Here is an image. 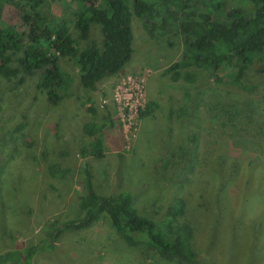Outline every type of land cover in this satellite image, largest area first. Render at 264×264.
Listing matches in <instances>:
<instances>
[{
	"label": "rangeland",
	"instance_id": "1",
	"mask_svg": "<svg viewBox=\"0 0 264 264\" xmlns=\"http://www.w3.org/2000/svg\"><path fill=\"white\" fill-rule=\"evenodd\" d=\"M235 7L228 5L226 11ZM45 11L50 19L67 21L78 39L70 9L56 3ZM0 21L19 33L25 30L12 6H4ZM131 25V60L94 92L82 88L71 58L61 61L69 80L57 104L50 103L40 89V73L27 77L24 84L0 80V166H6L10 184L0 205V258L55 234L64 222L75 219L83 197L82 161L86 160L94 190L103 196L130 192L154 232L170 235L174 226L168 220L169 210L177 198L184 199V219L193 224L201 263L264 264V218L257 214L258 202L264 201V185L259 181V171L264 169V86L244 90L217 81L226 71L213 75L198 68L190 69L195 84L172 82L162 74L180 59L179 39L158 32L151 35L136 16ZM100 41L93 27L90 40L79 41V47ZM253 64L264 74V61L256 59ZM257 74L252 72L244 83L251 87L261 82L264 76ZM130 96L127 103L124 98ZM149 102H157L159 108L142 119L139 111ZM92 107L95 113L88 111ZM225 107L233 111L226 112ZM109 112L112 125L109 122L101 132L105 157L83 158L82 150L90 142L85 126H103ZM247 112L258 115L253 125ZM14 146L31 153V161L15 157L11 161ZM43 147L48 148L49 160L71 167L73 177L51 181V188L42 189ZM63 151L67 157L59 156ZM219 154L237 160L240 168L234 184L223 189V183H212V160ZM251 166L256 172L249 178ZM247 179L251 180L247 183ZM216 202L222 205L215 214ZM145 260L141 252L127 249L109 218L102 215L88 229H64L54 248L37 256L33 264H145Z\"/></svg>",
	"mask_w": 264,
	"mask_h": 264
},
{
	"label": "trees",
	"instance_id": "2",
	"mask_svg": "<svg viewBox=\"0 0 264 264\" xmlns=\"http://www.w3.org/2000/svg\"><path fill=\"white\" fill-rule=\"evenodd\" d=\"M56 3L64 4L71 10V22L78 39L73 38L67 21L49 18L45 10ZM231 4L236 6L235 9L226 11ZM5 5L12 6L18 12L25 30L19 33L14 26L0 21V80L24 84L27 77L40 73L39 87L52 104L62 100V88L69 80L61 66L64 58L75 61L80 84L89 92L96 91L104 79L123 70L134 53L131 25L134 16L143 21L151 35L158 32L164 38L172 36L179 39V49L182 50L180 59L162 74L172 82L186 80L191 85L195 84L197 78L190 69L198 68L213 75L226 71L229 76L222 78L226 75L223 73L217 77V81L225 80L244 90L255 91L264 86V77L251 87L243 81L254 71L258 73L257 76H264L260 74L263 72L261 69L253 68L256 59L264 61V0H0V18ZM93 27L99 31L101 43L91 42L81 49L79 41H89ZM173 43L167 40L169 46H173ZM158 108L157 102H149L144 109H140L139 115L144 119L152 116ZM88 111L96 112L93 107ZM229 111L233 110L226 108V112ZM247 114L249 125H253L258 115ZM111 117V112L105 115V123L99 128L92 124L85 126L90 142L82 150L83 158L105 157L101 132L109 122L112 125ZM30 154L14 146L11 159L15 157L22 161L24 158L25 162L32 158ZM59 156L67 157L68 153L60 152ZM40 160L42 176L39 182L42 189L51 188V181L73 177L71 167L49 160L47 147H43ZM5 167L0 166V205H3V196L10 185L7 184ZM212 169V183H223L221 189L224 185L231 187L240 174L238 161L229 160L222 154L212 160ZM250 169L249 178H252L256 169L254 166ZM82 172L83 197L75 219L64 222V226L57 228L55 234L37 243L31 242L19 251L7 252L1 256L0 263L33 264L37 256L54 248L64 229L85 230L106 215L115 234L127 249L141 252L147 259L145 264H203L195 245L193 224L184 219V199L177 198L168 213L174 230L170 235L157 233L149 228L130 192L99 195L93 188L92 173L86 160L82 161ZM259 174V181L264 185V169ZM250 180L247 179V183ZM258 203L261 208L257 214L263 219L264 201ZM214 204L213 212H221L222 204ZM5 228L6 225L3 232ZM6 231L9 232L8 226ZM9 236L14 239L12 234Z\"/></svg>",
	"mask_w": 264,
	"mask_h": 264
},
{
	"label": "built area",
	"instance_id": "3",
	"mask_svg": "<svg viewBox=\"0 0 264 264\" xmlns=\"http://www.w3.org/2000/svg\"><path fill=\"white\" fill-rule=\"evenodd\" d=\"M124 99H125V101L128 103L129 101L132 100V96H130V97H126V98H124Z\"/></svg>",
	"mask_w": 264,
	"mask_h": 264
}]
</instances>
